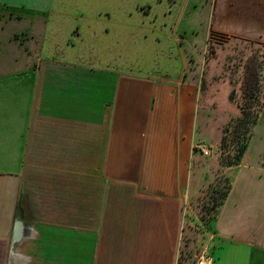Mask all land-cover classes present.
<instances>
[{
    "label": "crops",
    "instance_id": "obj_1",
    "mask_svg": "<svg viewBox=\"0 0 264 264\" xmlns=\"http://www.w3.org/2000/svg\"><path fill=\"white\" fill-rule=\"evenodd\" d=\"M12 1L0 0L1 17ZM23 1L13 2L18 12ZM208 27L264 46V0H212ZM126 28L125 55L116 41L96 62L74 64L50 45L30 63L15 39L24 31L8 36L0 25V264L177 262L198 189L195 152L202 139L220 140L218 123L205 133L216 90L202 96L184 54L156 61V35ZM168 34L169 54L182 51ZM253 162L248 149L216 220L215 264H264V161Z\"/></svg>",
    "mask_w": 264,
    "mask_h": 264
},
{
    "label": "rangeland",
    "instance_id": "obj_2",
    "mask_svg": "<svg viewBox=\"0 0 264 264\" xmlns=\"http://www.w3.org/2000/svg\"><path fill=\"white\" fill-rule=\"evenodd\" d=\"M17 1L5 5L7 9L2 11L4 17L0 16V25L4 24V34L8 36L15 31H24L15 39L24 45L19 57L23 51L25 62L39 63L48 55L46 49L50 45H55L61 52L58 57L63 53L61 60L74 64L96 62L98 55L116 41L122 44L120 53L125 55L128 46L123 44L129 36V28L126 27L130 22L133 33L145 29L146 35L154 33L159 39L154 44L163 43L164 50L152 53L156 61H159V56L163 62L167 57L181 58V52L188 67L186 71L201 82L202 96L216 90L212 101L214 108L206 110L211 111L208 115L216 113V122L211 123L205 133L217 130L218 123L220 140L202 139V144L212 146L211 157L195 152L196 181L193 189H198L189 198L190 206L184 214V231L175 264H197L198 257L205 252L216 261L217 249L222 245L216 220L222 207L215 217V211L204 214V206L212 201L213 196L217 197L216 191L223 190L224 179L229 178L232 183L248 149L254 164L264 161V46L209 33L212 0H163L161 3L158 0H25L24 5H18L25 10L19 12L15 10L17 5H13ZM138 18L139 21L135 20ZM165 32H169V37L171 33V42L175 38L178 40L176 36L182 38L181 42H172L176 47L180 45L182 51L180 47L179 50L173 48L177 54H169L170 50L161 41ZM10 52L17 54L16 48ZM9 68L6 70L12 71L16 66L11 63ZM1 72L4 70L0 69ZM187 72L185 76H188ZM204 90L207 91L203 93ZM242 147L245 149L240 164L224 167L226 160H234L241 154ZM258 167L261 168L260 165ZM240 173L251 174L247 168ZM260 187L264 189V181ZM240 233L247 234V239L254 234L247 230H240ZM256 233L259 239H263V231Z\"/></svg>",
    "mask_w": 264,
    "mask_h": 264
},
{
    "label": "trees",
    "instance_id": "obj_3",
    "mask_svg": "<svg viewBox=\"0 0 264 264\" xmlns=\"http://www.w3.org/2000/svg\"><path fill=\"white\" fill-rule=\"evenodd\" d=\"M158 1H159V3H161L163 0H158ZM253 123H255V122H253ZM226 143L227 142H225V138H224L223 139V145L225 146ZM244 149H245V147H242L240 149V153L241 154L239 156H237L234 160H232V159H231V161L226 160V162H224V167L229 168V167H232V166L239 165L240 162H241V158L243 157ZM231 185H232V183H231V180L229 178L224 179L223 190L220 189V190L216 191L215 194L218 193L217 197H216V195L213 196L212 201H210L208 205L204 206V211H205L204 214H212V211H215V213H216L215 217L217 216V214L219 213L220 208L223 207L225 201L227 200V198H228V196L230 194Z\"/></svg>",
    "mask_w": 264,
    "mask_h": 264
},
{
    "label": "built area",
    "instance_id": "obj_4",
    "mask_svg": "<svg viewBox=\"0 0 264 264\" xmlns=\"http://www.w3.org/2000/svg\"><path fill=\"white\" fill-rule=\"evenodd\" d=\"M201 155L203 157H211L212 156V147L207 146L206 144H201L198 147ZM188 204L185 205L186 210L188 209ZM197 264H215V261L212 257L208 256L207 253H203L201 256L198 257Z\"/></svg>",
    "mask_w": 264,
    "mask_h": 264
}]
</instances>
